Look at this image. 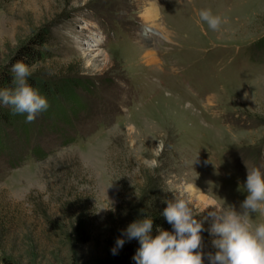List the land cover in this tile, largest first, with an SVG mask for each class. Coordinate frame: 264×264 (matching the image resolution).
Returning <instances> with one entry per match:
<instances>
[{"label":"rangeland","instance_id":"374dc122","mask_svg":"<svg viewBox=\"0 0 264 264\" xmlns=\"http://www.w3.org/2000/svg\"><path fill=\"white\" fill-rule=\"evenodd\" d=\"M151 2L0 0V72L15 76L40 50L27 80L67 93L0 131V264L109 261L131 223L163 214L185 186L210 264L212 206L242 213L247 167L264 173V0H194L169 27L145 20ZM201 9L222 17L219 30Z\"/></svg>","mask_w":264,"mask_h":264},{"label":"clouds","instance_id":"9594fccd","mask_svg":"<svg viewBox=\"0 0 264 264\" xmlns=\"http://www.w3.org/2000/svg\"><path fill=\"white\" fill-rule=\"evenodd\" d=\"M199 16L214 31L225 22L211 9H201ZM11 71L15 74L12 87L0 89V102L10 106L13 115L26 114V122L32 123L47 111L49 102L29 84L28 65L17 61ZM246 192L242 213L233 206H212L210 233L215 237L212 244L216 252L208 253L210 264H264V223H250L251 213L264 214V173L260 168L247 167ZM176 193L175 202L169 201L163 212L174 233L158 229L159 235L153 238L151 218L139 219L124 231L128 240L137 239L141 245L134 257L137 264H204V253L196 251L202 244L203 225L194 218L187 187ZM124 244V239H117L118 248Z\"/></svg>","mask_w":264,"mask_h":264},{"label":"trees","instance_id":"16d2710c","mask_svg":"<svg viewBox=\"0 0 264 264\" xmlns=\"http://www.w3.org/2000/svg\"><path fill=\"white\" fill-rule=\"evenodd\" d=\"M28 59L32 61H27L28 63L25 64H34L35 62L40 61L43 58L40 50L30 49L26 53ZM20 61V60H19ZM25 62V60H24ZM14 75L11 73H4L0 72V89L10 88L12 87V80ZM38 92L44 96L48 102H55L56 98L60 96L65 97L67 93H65L64 89L65 86L62 84H53L50 85L47 82L38 83L37 81H28ZM82 105L81 103L79 104ZM79 106V107H80ZM83 107V106H82ZM81 107V108H82ZM49 109V108H48ZM44 111L45 114H49V111ZM62 116V114H59ZM58 115V117H60ZM50 117L53 116L52 114L49 115ZM56 116V115H55ZM24 120L26 121V114H12V109L10 106H5L0 102V131L3 129L4 126H14L17 128L18 121ZM66 120V119H65ZM23 127L24 131H27L25 128V122L22 121L19 128ZM151 218L153 221V228L151 230L150 235L155 238L159 235L158 229L165 230L167 220L163 216V214L159 211L151 213L148 217ZM141 247L139 241L137 239L130 240L129 244L126 245L119 253L114 255L111 260L103 262L101 264H137V261L134 259L135 255L137 254L138 249Z\"/></svg>","mask_w":264,"mask_h":264},{"label":"bare ground","instance_id":"6f19581e","mask_svg":"<svg viewBox=\"0 0 264 264\" xmlns=\"http://www.w3.org/2000/svg\"><path fill=\"white\" fill-rule=\"evenodd\" d=\"M148 4L149 5L146 7L145 12L143 14L145 20L147 22H153V23L156 22V21H158V20H160V14H159V11L157 9L156 3H152L151 2V3H148ZM97 56H100V54L97 55ZM148 57H151V54L150 53H148ZM105 59H108V58H105ZM94 60L95 59H92L91 61L94 62ZM196 189L199 190V191H197ZM189 190H190L192 196L194 197V200H196V202H198V203H207V204L209 203L210 205H214V202L213 201L206 199V197L204 196V194H203V192H202V190L200 188L195 187V186H192V187H190Z\"/></svg>","mask_w":264,"mask_h":264}]
</instances>
